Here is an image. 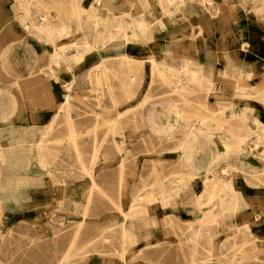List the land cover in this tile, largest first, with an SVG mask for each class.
I'll use <instances>...</instances> for the list:
<instances>
[{"label":"crops","instance_id":"0c3cea01","mask_svg":"<svg viewBox=\"0 0 264 264\" xmlns=\"http://www.w3.org/2000/svg\"><path fill=\"white\" fill-rule=\"evenodd\" d=\"M91 2L92 5L89 0L75 4L72 0H0V76L18 75L20 59L42 60L45 82L36 85L35 92H43L37 98L43 99L44 110L42 116L34 115L37 120L33 122L42 123L45 132L48 124L60 123L61 128L48 138L67 140L66 148L62 144L59 149L63 154L46 158L51 180L36 178L37 174L32 179L29 173L28 203L61 204L60 208L72 212L74 205L84 204L85 199H100L99 194L88 198V192L77 189L90 183V179H84L85 172L99 171V164L90 162L93 141L98 143L107 133L85 130L94 121L84 115V104L78 100H83L85 87L90 88V75L100 60H127V94H143L138 109L139 128L144 135L141 140H146L148 146L140 141L139 148L130 151L141 161L139 185H146L141 199H153L156 193L150 187L154 183L163 187L167 181L172 182L167 186L171 190L158 198L171 199L170 202L140 203L139 219L131 220L127 228L129 249L136 248L135 256L141 264H181V252L188 255L195 250L191 241L186 250L181 246L184 237L191 236L188 229L202 230L196 251L207 255L211 252V235L217 237L219 228L230 238L229 247L235 244L241 252L229 251L223 258L210 256L203 264H264V0H109V13L127 14V43L119 49L110 43L99 51V33L94 29L100 28L101 22L90 15L99 10V3ZM78 7L80 17L71 19ZM110 24L109 28L114 29ZM41 27L49 35L39 34ZM115 34L116 31L109 36L117 40ZM84 36L92 49L59 50L73 41L83 44ZM58 60L71 61L74 72L65 64H55ZM151 60L157 62L162 73H149L147 62ZM131 75L134 81H130ZM73 77L78 82L67 90L64 85ZM11 95L12 103H19V88L13 87ZM35 106L40 107L39 103ZM1 109L8 113L11 109L10 118L16 117L15 105ZM16 122L19 121L12 119V123ZM249 131L250 155L242 158L239 146ZM7 134L8 128L1 127L0 146L11 157L13 170L20 173L22 156L32 155L31 163L35 164V151L17 144L13 135ZM73 135L76 148L69 142ZM205 136L210 138L204 140ZM194 138L199 141L195 143ZM189 146L192 161L187 162L182 152L189 151ZM214 155L219 156V161L208 169ZM225 155L229 158L225 159ZM126 166L133 167L131 163ZM222 182L231 183L238 200L234 210L219 214L220 226L213 229V208L219 200H229L224 191L217 192L214 198L211 195ZM177 188L179 195L174 196ZM181 199H191L192 205H184ZM88 215L99 219L100 213L91 211ZM34 219L51 225L44 228V235L52 238L34 247L29 243L27 264H55L67 248L68 236L73 235L83 218L66 223L65 232L63 226H58L61 218L55 217L53 222L47 211L35 212ZM197 221H203V228ZM169 225L171 228H166ZM96 232L94 225L88 227L81 233L86 237L82 242L96 236ZM28 235H41V229L29 226ZM165 236L173 238L170 244L164 242ZM115 244L113 239L93 241L91 249L79 258L80 264H124Z\"/></svg>","mask_w":264,"mask_h":264},{"label":"rangeland","instance_id":"374dc122","mask_svg":"<svg viewBox=\"0 0 264 264\" xmlns=\"http://www.w3.org/2000/svg\"><path fill=\"white\" fill-rule=\"evenodd\" d=\"M115 44V43H114ZM107 44L106 46H108ZM113 45V44H111ZM116 45V44H115ZM118 45H116V49H119ZM50 62V61H49ZM77 63L78 61H74ZM103 62L105 65H107L106 72L109 73L108 82H111L112 84H107V81L103 78V91H98V86L96 83L95 77L92 78V76L95 74V72L98 69V65L93 70L92 75H90V78L92 79V83L90 84V91H83V101L84 104V115L85 116H91L94 119V123L90 124L88 129L89 131H99L101 133L105 132L107 135H105L104 140H99L98 144L101 142V147L98 150V157L95 159L96 163L101 162L104 160V149L107 147V157L110 162V168L108 172H106L105 168L103 170H100V176L105 175L107 181L102 182L103 185H100L101 188H98V185L93 184L92 180L94 181V172H90L89 174L84 173V179H90V183L86 184L84 183V187L81 188L78 187L77 191L81 192L84 191V193L91 191H94V194H99L100 199H85L84 204H75L73 211H68L63 208H60V206H63L61 204H30L28 203V194L23 198H17V199H7L5 197L0 196V264H27L28 259V248L29 243L34 247L35 244L45 242V238L49 239L52 238L50 236L44 235L46 231H44L45 227H51L50 224L46 225L42 224L41 222H44L45 220H38L34 219V213L42 212L44 213L47 211L49 213V220L55 221V217L61 218L58 222V226L64 227L65 232V225L66 223L75 222V218H83L82 220L78 221L77 227L73 229V235L68 236V243H67V250L70 247V255L69 259L63 258L66 254H63L62 257L57 259V263L59 264H80V257L86 253L83 252V250L88 247V249H91V245H93V241L99 242L98 240V234L104 231V226L106 223H108L111 226V234L112 239L117 243L115 244L116 248H121L120 245V238L118 236L117 232V226L119 225V222L123 220V216L117 212L112 211V203L109 201V199H138L137 194L140 192L141 188L139 185V165L141 163L140 158L138 155H131L130 151L132 148L138 149L140 146V141L143 142V146L147 147L146 140H141V138L144 137V135L140 134L139 132H135L139 128V117H138V109L139 106L137 105V102L133 97L129 96L130 93L125 96L123 94V90H121L122 87V81L125 76H127V60H100L99 63L101 64ZM53 63V62H52ZM98 63V64H99ZM43 61H32L28 59H20L19 60V74L18 75H9L10 81H8L7 75L0 76V108H6L11 107L12 105H15L17 107L16 117L12 116V119H15L19 122L12 123L9 125H4L3 128H8V134L13 135V137L16 140V143L19 145H25V146H32L31 143L32 140H43V146L42 148L39 147V152L41 154L35 156L34 162L35 164L30 163L29 165V173L32 179H34V174H37L36 178H43L47 177L49 180L52 179L51 171L49 170L51 168L49 160H46L47 157H56L58 158L61 154H63L62 151L59 149L61 148V145L64 144V149L66 148L67 140H50L48 137H50V133L55 130H59L61 128V124L58 125H47V130L45 132L44 125L42 123H34L33 121L37 120L35 118V114H39L42 116L44 105H43V99L37 98L39 95L43 96V92H35L36 85L43 84L45 82L44 80V68L42 66ZM122 64V65H121ZM126 64V65H124ZM91 70V69H90ZM50 73V69H49ZM38 77H42L41 83H38ZM22 78L27 80L28 87L26 89L20 88V83H16L15 79ZM88 73L85 71L84 73V83H87ZM52 77H48V80L50 81ZM121 81V82H120ZM13 87L19 88V103H17L18 100H16V103H12V100L10 99L9 94H11V89ZM93 87V89H92ZM97 87V89H95ZM107 87H110L112 91L117 96L118 102L120 104L116 107V109L119 108H126L127 113L125 115L118 117L120 124L124 126L122 129L125 133L127 131V134L118 132L115 134H112L109 132L107 128V123L103 121L104 118L107 117L109 114V110L111 112H114V108L112 106L113 101L111 100ZM97 91V92H96ZM99 92V93H98ZM24 94H28L29 96L36 97V99L32 100L29 106H22L21 101L24 96ZM38 95V96H37ZM80 101V100H78ZM80 101V102H81ZM66 102V101H65ZM37 103H39L40 107L35 106ZM89 103V105H88ZM127 106V107H125ZM107 112V113H106ZM15 113V112H14ZM99 113H102L101 115ZM99 114V115H98ZM107 114V115H105ZM112 119L114 117H109ZM20 119V120H19ZM202 120V119H201ZM118 123V122H117ZM52 127V129H51ZM66 125H64L65 129ZM22 130V131H21ZM129 133H134V137L128 138L127 135H130ZM7 134V135H8ZM46 137V140H44ZM110 137V139L108 138ZM250 131L245 136L244 139L241 140L242 145L239 146V149L241 146H243V152L246 153V155H250L249 149H250ZM31 147V148H32ZM33 149V148H32ZM56 149V155L53 154V152ZM42 158V162H41ZM229 158L225 155L224 157ZM123 162H121V160ZM224 159V160H225ZM123 163V164H122ZM131 163L133 167L130 169H127V164ZM121 164V166H120ZM121 168V169H120ZM36 172V173H35ZM225 172V171H223ZM122 173H127L126 182H127V191L130 190L132 194H127V198H121L117 196V191L119 189V176ZM59 175L60 173H56ZM92 177V178H91ZM45 179V178H44ZM105 179V180H106ZM104 180V178L102 179ZM101 180V181H102ZM155 184V183H154ZM152 185L150 187L151 190H154L156 193L155 196H153V199H148L149 201H153L154 203H160L159 199L162 196V190L165 186L159 187L157 185ZM113 186L114 187H109ZM91 186V187H90ZM162 186V185H161ZM98 189H101L99 192ZM34 190V189H32ZM41 191H44V188L40 189ZM90 191V192H91ZM225 192V191H224ZM116 193V194H115ZM216 193L211 194L214 198ZM147 199L142 200H136V204H139L146 201ZM214 200V199H212ZM162 204V203H161ZM94 207H96V210L99 211V219H90L88 212L95 211ZM53 216L54 219H50V217ZM140 216L135 217L131 216L133 219H139ZM40 221V222H39ZM96 227L97 229V239L96 236L90 237V239L87 242H82L86 237L81 235V233L84 231H87L88 227ZM31 226L32 228L41 229V235L37 236H29L28 235V228ZM166 228H171V226H166ZM214 229V227H213ZM50 231H48L49 233ZM76 237V243L70 246L71 240ZM166 237V236H165ZM165 243H169V241H165ZM53 238H56V236H53ZM93 239V240H92ZM92 240V242H91ZM86 241V240H85ZM82 247H84L82 249ZM241 252V248L238 250Z\"/></svg>","mask_w":264,"mask_h":264},{"label":"bare ground","instance_id":"6f19581e","mask_svg":"<svg viewBox=\"0 0 264 264\" xmlns=\"http://www.w3.org/2000/svg\"><path fill=\"white\" fill-rule=\"evenodd\" d=\"M83 1V0H81ZM81 1L76 2V0H72V3H80ZM86 1V0H84ZM96 2L99 3L98 9L99 10H93L92 13H90L91 16H93L92 18L95 21H99L100 23V28H95L94 31L95 33H99V41H98V51L99 50H103L107 44L110 43H115L118 46H123L124 44L127 43V14H111L108 12L107 10V5L109 0H94ZM170 1V0H168ZM90 4L92 5L91 0H89ZM89 4V5H90ZM90 5V6H91ZM80 9L79 7L71 14L70 18L71 19H76L78 17H80ZM115 16V17H114ZM110 22H112V25L115 26L114 29L109 28ZM46 28L41 27L39 29V34L42 33L49 35V32H45ZM114 31H116V36H117V40H113V38H111V36H109L110 34H112ZM86 36L83 37V41H85L83 44H80L77 41H73L71 42L70 45H68L66 48H62L59 50H64V49H74L75 51H88L90 49H92V46L89 47L88 43H87V38H85ZM94 44V45H97ZM115 45V46H116ZM97 47H94L95 49ZM125 58L127 59V55H125ZM55 64L58 63V65L60 64H65L64 67L67 70H70V72H74V67L71 65V61H65V60H58V61H54ZM73 63H75L73 61ZM79 67H81L82 65L79 64ZM147 66H148V70L149 73H153L154 70H159L160 73H162V69H159V65L157 64L156 61L151 60L147 62ZM98 69H97V73H95V79H96V83L98 86V91L102 92L104 89L102 87V83H103V78L107 81V84H112L111 82H108V78H109V73L106 72V69L108 68L107 65H105L103 62H101V64H98ZM8 77V75H7ZM103 77V78H102ZM42 79V77H40ZM38 77V83H41V79ZM43 80V79H42ZM8 81H10V78L8 77ZM130 81H134V76L131 75L130 77ZM175 81V80H174ZM173 81V82H174ZM16 83H20V88L21 89H26L28 87V82L27 80L24 81V79L20 78L19 81L18 79H15ZM78 82L77 79H75L73 77V79L71 80L70 83H68L67 85H64V87L69 90L72 89L73 86L75 85V83ZM92 83V81H90ZM121 82V81H120ZM177 82V80L175 81ZM174 82V83H175ZM180 83V81H178V84ZM122 87L121 90H123V94L125 96H127V76L124 77L122 83ZM183 84H185L183 82ZM182 85V84H181ZM182 87H184L182 85ZM95 89H97V87H95ZM86 91H90V88L85 87ZM108 90V94L111 98V100L113 101V110L114 112H111V110H109V114H105L107 115L106 118L103 119V121L105 123H107V128L109 130V132H111L112 134L121 132L124 133V131L122 130L124 128V126H122L120 124V121L118 119V117H121L123 115H125V113H127V109L126 108H119L116 109V107L120 104V102H118L117 100V96L115 95V93L112 91V89L110 87H107ZM97 92V91H96ZM98 92V93H99ZM130 92V91H129ZM142 93L141 92H131V96L133 97V99H135V101L137 102V105L140 106L141 103L143 102L142 99ZM10 99L12 100V95L9 94ZM36 99V97L33 96H29L28 94H24L22 101H21V105L22 106H29L31 101ZM80 100V99H79ZM81 101V100H80ZM83 101V100H82ZM65 106L68 109L69 108V102L68 100L65 102ZM120 107V106H118ZM127 107V106H125ZM107 113V112H106ZM69 114V113H68ZM100 115L102 113H99ZM98 114V115H99ZM12 115V111L10 109L9 113L6 110H3L0 108V128L4 127V125H9L12 124V119L10 118ZM109 117H114V118H108ZM92 119V118H91ZM94 121V119H93ZM118 122V123H117ZM52 129V127H51ZM22 131V130H21ZM141 132L142 129L138 128L135 132ZM130 135H127L126 137L131 138L134 137V133H129ZM204 140H208L210 137L209 136H205ZM104 140V139H101ZM199 140H197L196 138H194V142L197 143ZM71 144H73L74 148L77 147V143H76V139L75 136H71V140L69 141ZM31 143L33 144V150L34 152V157L39 155V147L42 148L43 146V140L42 139H38V140H32ZM93 145H94V153L91 157V164H95L96 162V158L98 157V150L101 147V142L98 144L97 141H93ZM242 145V144H241ZM190 150L187 151H183V157L185 158V161L189 162L192 161V151L191 150V146ZM187 147V148H189ZM193 148H195V145L193 146ZM240 148H242V150L239 149V152L241 153L242 158H245L246 153L243 152V146H241ZM226 152H230V149L227 148V150H225ZM41 154V153H40ZM104 160L101 162H98L99 164V171L103 170V168H105L106 172H108L109 168H110V162L109 159L107 157V147L104 149ZM33 156L32 155H28L25 154L22 156V158L20 159V163H21V172L18 173L15 170H13V161L11 159L10 156L6 155V150L3 149L0 146V196L5 197L7 199H19V198H23L28 194V176H29V165L32 161ZM81 161V159H79ZM121 160V159H120ZM219 161V156L218 155H214L212 156V158L208 161L207 164V168L208 169H212L215 164ZM41 162H42V158H41ZM121 162H123V160H121ZM123 164V163H122ZM121 166V164H120ZM103 167V168H101ZM121 169V168H120ZM98 172H94V181L92 180L93 184H100L103 185V181L106 182V176L108 175L107 173H105V175L100 176V173ZM234 171L235 168H232L231 170V175H234ZM87 174H89L90 172H85ZM19 174V176H17ZM23 175V176H22ZM126 177H127V173H122L119 176V189L117 191V196L121 197V198H127V194L129 195V191H127V182H126ZM92 178V177H91ZM104 178V180H102ZM7 179L8 181L4 182V180ZM106 179V180H105ZM102 180V181H101ZM169 185H172V182L170 183L169 181H167ZM167 183H164V188H163V193H166L165 191L169 189ZM98 185V188H101V186ZM219 183L217 184V187L213 189L212 194L213 193H217V192H221V191H225L228 197V201L225 202L224 199H221L218 201V204L215 206V208H213V213H212V226L215 228H218L220 225L217 222V218L219 216V214L225 212V211H232L235 209V204L237 203L238 200V194L237 192L234 190L233 186L231 185L230 182H222L221 186H218ZM145 186L143 188H141L140 192L137 194L138 199H109V201L112 203V211L117 212L119 214H121L124 218L122 221L119 222V225L117 226V234L120 238V245L121 248L119 249V253H117L122 261L124 262V264H141L140 261H138L136 259L135 255H138V252H136V248H132L129 249L130 247H128V243H127V228L130 227L131 224V216H135L138 217L140 216V212H139V205H140V201L139 204H136V200H142L141 198H143L144 196V190H145ZM91 187V186H90ZM92 190V189H91ZM90 190V191H91ZM101 189H98L99 192ZM171 189H169L170 191ZM88 192V198H91L92 196H94V191ZM174 196L179 195V189L177 188L174 192ZM116 194V193H115ZM130 194H132V192L130 191ZM148 200V199H147ZM171 199H159L160 203H165V202H170ZM182 203L186 206H191L192 202L191 199H181ZM200 200V199H199ZM149 201V200H148ZM154 201V200H153ZM195 203V200H193V204ZM94 210H96V207H94ZM197 224H201L202 228L204 226L203 221L200 223V221L196 222ZM43 222L40 223V225H42ZM104 231L102 230L101 233L98 234V240L99 242H103V241H111L112 239V234H111V226L106 223L104 226ZM202 230L201 229H197L196 231H191L188 229V233L191 236L186 235V237H184V242L183 245L181 244L182 248L184 250L187 249V242L191 241L192 244L195 247V250L193 251L192 249L190 250V253L188 255H185V252H181L182 258H183V262L181 264H203L204 261L209 258L210 256H219V257H225V255L230 251L231 254H234L237 252H239L238 250L240 249H236L235 244H232V246L229 247L230 245V238L228 237V235H225L224 233H221V231L218 228L217 231V237L212 233L211 235V252H208L207 255H205V253L202 255L200 253H198L196 251V246L198 243L201 242L202 239ZM96 239H97V234H96ZM76 237H74L71 240L70 246L72 247V245H74L76 243ZM173 238L171 237H165V241H169L172 242ZM232 247V248H231ZM241 247V246H240ZM84 247H82L83 249ZM231 248V249H229ZM229 249V250H228ZM90 249H88V247H86L85 250H83V252H86ZM66 254L63 258H67L69 259V255H70V247L67 250L66 249ZM65 253V252H64ZM63 256V255H62ZM61 256V257H62ZM71 256V255H70ZM85 255L83 254V257ZM60 258V257H59ZM59 264V263H57ZM69 264V263H68Z\"/></svg>","mask_w":264,"mask_h":264}]
</instances>
